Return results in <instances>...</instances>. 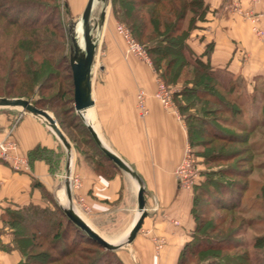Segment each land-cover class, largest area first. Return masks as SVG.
<instances>
[{"label":"trees","instance_id":"16d2710c","mask_svg":"<svg viewBox=\"0 0 264 264\" xmlns=\"http://www.w3.org/2000/svg\"><path fill=\"white\" fill-rule=\"evenodd\" d=\"M111 4L115 19L124 23L133 38L145 47L158 78L168 87L184 83L174 99L180 114L185 116L191 148H204L196 157L206 167L228 164L217 170L209 167V173L197 172L191 210L195 229L177 264H257L246 246L243 253H239L242 245L232 238L235 230L244 225L259 233L264 230V185L252 179L253 169H256L252 166L253 158L261 153L257 154L253 143L234 151L230 146L246 145L248 137L218 126L222 120L220 115L230 112L236 116L241 112L240 96L247 93L248 87L241 77L214 70L210 62L197 56L188 44L192 32L205 18V0H111ZM60 9L66 15L70 13L65 0H0V69L6 73L5 98L28 101L34 86L41 87L44 79L64 80L62 74H67L73 89L70 112L76 114L66 51L68 40L58 20ZM58 89L60 97L63 86L60 84ZM259 96L264 105V86L254 88L250 99ZM33 105L44 108L39 101ZM83 129L91 150L85 153L76 146L77 150L94 162L96 170L109 177L110 166L116 169L117 166L105 157L88 128ZM260 129H264V120L252 122L244 134L251 135ZM47 154H50L47 150L37 147L29 153L30 165L36 157ZM247 154L248 157H242ZM240 157L243 159H238ZM237 159L235 167L232 166ZM245 162L251 169L238 167ZM228 176L244 181L229 180ZM247 194L250 195L247 197ZM202 202L212 209L207 206L198 209ZM52 204L54 208L31 205L8 209L2 216L5 226L11 230L13 250L24 257L18 264H58L72 257L84 260L82 254L88 251L82 245L94 248V252H89L92 255L89 264H123L115 250H107L90 239L66 217L56 202L52 200ZM220 211L224 213L221 215ZM252 212L257 216L246 221L245 216ZM71 232L78 238L77 243H68ZM263 236L255 239L252 248L264 247ZM74 258L71 263L78 264Z\"/></svg>","mask_w":264,"mask_h":264},{"label":"crops","instance_id":"0c3cea01","mask_svg":"<svg viewBox=\"0 0 264 264\" xmlns=\"http://www.w3.org/2000/svg\"><path fill=\"white\" fill-rule=\"evenodd\" d=\"M79 1L86 6L88 0H66L72 12L79 11ZM205 5V18L188 40L190 48L214 70L244 79L250 93L264 86V0H205ZM251 16L259 17L263 36L253 31ZM145 63L124 67L121 79L112 74L117 67L103 65L102 79L97 81L95 74L93 82L95 104L83 120L101 146L123 160L137 178L111 166L109 177L104 176L86 154L74 147L67 151L38 117L16 108H0V143L15 140L28 163L29 153L37 147L50 153L36 157L23 171H15L0 158V215L31 205L54 208L53 200L63 210L72 208L118 247L115 251L123 264L178 263L195 229L193 192L181 189L176 178L190 144L176 105L167 109L155 98L158 76ZM139 91L147 95L145 117L136 105ZM59 154L62 160L57 170L51 158ZM73 178L79 185L72 183ZM140 186L146 217L134 241L127 243L140 216ZM155 238L164 241L161 251L156 250ZM19 260L17 252H0V264Z\"/></svg>","mask_w":264,"mask_h":264},{"label":"rangeland","instance_id":"374dc122","mask_svg":"<svg viewBox=\"0 0 264 264\" xmlns=\"http://www.w3.org/2000/svg\"><path fill=\"white\" fill-rule=\"evenodd\" d=\"M66 2V0H65ZM81 6L79 11H74L72 12V10H70V13L68 15L64 14V12L62 11V9H60V13L58 16V21L61 24L62 29L66 28L67 23L72 20L75 19L76 17H78L79 15L82 14L83 12V6L85 7L84 3L82 1H79ZM67 3V2H66ZM79 5V4H78ZM99 13V9L96 10L95 12V17L98 16ZM119 25H122L123 27L126 28V30L131 34V32L129 31V29L127 28V26L124 23H121L119 21H117L113 15V11H112V4L111 7L109 8L108 11V16L106 19V23H105V27H104V31H103V38H102V43L99 47V51H98V59H97V68H96V80L99 81L102 79V66L103 65H110V66H114L117 67L116 69H114V71L112 72V74L116 77V79H121L123 78V72H121V69H125L127 66H135V65H139V64H146L144 60L140 59L139 57H137L134 54H128L127 49H128V44L127 41L123 38V36L118 32L117 27ZM66 31V30H65ZM132 36V34H131ZM133 38V36H132ZM68 40V39H67ZM133 40L138 43L134 38ZM140 45V47L142 49H145V47L143 45H141L140 43H138ZM66 51L68 53V58H69V46L67 43L66 46ZM147 53V52H146ZM151 60V59H150ZM152 64V61H151ZM125 67V68H124ZM153 67V65H152ZM118 70V71H117ZM120 71V72H119ZM58 74V72H56ZM61 74V73H59ZM58 74V75H59ZM64 77V80L61 79H47L42 82L41 87H36L34 86V90H33V94H31V96L29 97L30 102L32 104H34V102H41L42 106L44 108H42L43 110L47 111L52 117H54V119L58 122L59 127L61 128V130L63 131V133L66 135V137L68 138L69 142L71 143L72 147H74L75 149L76 146L80 148L81 151L85 152V153H89V151L91 150L89 148V144H88V137L86 136V134H84L85 131H83L86 126L85 122L81 119L80 116L74 113H71V109H72V99H73V89L70 86V80L67 78V74H62ZM6 77V73L4 71V69H0V98H5V94L6 92H8V85L6 83L5 80ZM67 78V79H65ZM163 81V80H162ZM60 84L63 86V91H61V95L60 97L57 96V91L59 90L58 87L60 86ZM183 84L184 83H179L177 86H170L168 87V89H170L173 92V103L174 105L177 104L175 102L174 96L176 93H180V91L183 88ZM251 89H249L247 91V93L241 94L240 96V101L243 103L242 107L240 108L241 112L236 115L233 116L230 112L226 113V114H222L220 115V117L222 118L221 123H218V126L221 127V129L230 131L232 133H235L237 135H246L248 137V144H233L231 145V149H233L234 151H239L241 149H245L248 148L250 144H255L256 148H257V155L256 157L253 158V167L256 166V169H253V174H252V179L258 181L259 183H261L262 185H264V129H260L257 132L249 135V134H244L245 129H249V127L251 126L252 122H255L256 120H264V110L262 109L264 107L263 105V101L261 99V96L257 97L255 100H251L250 97H252V93H250ZM9 99H13L15 97H6ZM230 100H232V97H229ZM229 100V101H230ZM178 109V107H177ZM179 111V110H178ZM180 113V112H179ZM181 115V114H180ZM182 116V115H181ZM182 118H185V116H182ZM87 127V126H86ZM191 147V146H190ZM61 149H59L60 151ZM193 155L196 159V169L197 172L199 173H204V172H208L207 170L210 171V169H221V167L228 165L226 164H222L221 166H214L215 168H212L211 166H204L203 165V161L199 158L196 157V155H198L199 153L204 151V148H202L201 146L198 147H194L191 148ZM242 157H248L247 156H242ZM242 157L238 158V159H243ZM237 160H235L232 163V166L235 167V164L237 163ZM61 156L59 154V156L56 158L55 155L52 156L51 161L52 164H54V166L57 168V170H60L61 167ZM230 164V163H229ZM29 165V163H28ZM231 165V164H230ZM238 167L244 168V169H251L252 166H250V164H247L245 162V165L242 163L238 164ZM210 167V169H209ZM209 173V172H208ZM201 175V174H200ZM229 180H235V181H244V180H240L239 178H235L233 176H228L227 177ZM200 181H202V176H200ZM261 184H259L261 186ZM257 185V188H259ZM254 192V191H253ZM255 193V192H254ZM251 194V193H250ZM247 194V197L248 195ZM253 197V195H251ZM207 206L208 208L211 206L207 205L205 202L200 203V205L198 206V209H200V207H204ZM202 209V208H201ZM224 212L220 211L219 214H223ZM214 215H217V212L213 213ZM218 214V215H219ZM4 214L0 215V223L2 224V227H0V252H17L20 256V260L19 262H21V260L24 259L23 256H21V254L16 251L13 250V246L11 244L12 242V236H11V230L10 228H8L7 226H5L4 222L2 221V216ZM211 215V214H210ZM257 216L256 213L252 212L250 213L248 216H245L246 221L253 219L252 217ZM255 216V217H256ZM210 217V216H209ZM234 238H232V240L234 241H238V243H240L242 245V247L239 249V253H243V248H245V246L247 247V249H249V251L252 253V259L254 261H256L257 264H264V247L259 249H254L252 248L251 244H253V242L255 241V239L258 236H263L264 235V230L263 232H256L254 231L252 228L248 227V225H244L239 227L238 229L235 230ZM233 235V234H232ZM264 237V236H263ZM8 240V241H7ZM78 238L76 237L74 232L68 233V243L70 244L71 242L73 243L74 241H76V243L79 241H77ZM161 241L162 239H157L155 238L154 241ZM155 244V243H154ZM156 245V244H155ZM46 249H48V245H45ZM84 247L83 249H87L88 253H84L82 255H84V260L81 259H75L74 261H78V264H89V257H92V255L89 252H94V248L88 247V246H81ZM35 250V249H34ZM38 251V250H37ZM40 251V250H39ZM238 252V251H237ZM97 253V252H96ZM95 253V254H96ZM94 254V255H95ZM88 257V258H87ZM72 258H66L63 260V262L58 263V264H72ZM18 262V263H19ZM17 263V264H18Z\"/></svg>","mask_w":264,"mask_h":264},{"label":"water","instance_id":"95a60500","mask_svg":"<svg viewBox=\"0 0 264 264\" xmlns=\"http://www.w3.org/2000/svg\"><path fill=\"white\" fill-rule=\"evenodd\" d=\"M110 7L111 0H88L82 14L70 20L65 28L69 46V65L74 86V109L77 115L85 122L84 113L95 104L93 98V82L97 68L98 51L102 43L103 31ZM97 9H99V13L95 17L94 15ZM0 108H16L24 113L38 117L50 128L67 151L72 149L71 143L54 117L47 111L38 109L30 101L22 98H0ZM86 126L105 157L122 171L137 178V175L123 160L101 146L96 133L88 123ZM145 205L144 189L140 186L138 192V210L140 216L128 235L127 243L134 241L143 225L146 217ZM63 211L73 224L103 248L107 250H116L118 248L103 239L72 208L69 207Z\"/></svg>","mask_w":264,"mask_h":264},{"label":"built area","instance_id":"2783aa9c","mask_svg":"<svg viewBox=\"0 0 264 264\" xmlns=\"http://www.w3.org/2000/svg\"><path fill=\"white\" fill-rule=\"evenodd\" d=\"M253 25V31L259 35L263 36V31L258 27L259 17H249ZM118 32L123 36V38L127 41L128 54H134L140 59L147 62L149 65L151 64V60L144 49L140 47L138 43H136L131 34L126 30L125 27L119 25L117 27ZM158 89L155 94V98L160 101V103L167 109H172L174 107L173 103V92L168 89L165 83L158 78L157 80ZM147 95L144 91H139L137 94V109L141 117H145L148 114V109L146 106ZM18 144L15 140H6L0 143V158L10 163L12 168L15 171H23L28 168L27 160L19 154ZM197 169H196V159L193 155L191 147L189 146L185 155L182 159V162L176 169V178L178 181V185L181 189L184 190H192L197 181ZM72 183L74 185H79V180L77 178L72 179ZM156 250L161 251L164 247V241L155 240Z\"/></svg>","mask_w":264,"mask_h":264},{"label":"bare ground","instance_id":"6f19581e","mask_svg":"<svg viewBox=\"0 0 264 264\" xmlns=\"http://www.w3.org/2000/svg\"><path fill=\"white\" fill-rule=\"evenodd\" d=\"M90 111V110H89ZM88 110L84 113V117L86 118V114H87ZM89 114V113H88ZM91 118V117H90ZM87 119V118H86ZM92 119V118H91Z\"/></svg>","mask_w":264,"mask_h":264}]
</instances>
